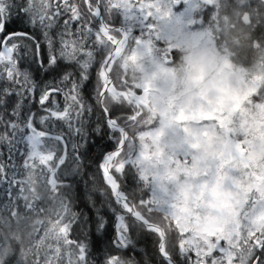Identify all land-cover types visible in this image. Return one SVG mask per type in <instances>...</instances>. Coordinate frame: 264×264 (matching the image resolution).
<instances>
[{
	"label": "snow or ice",
	"instance_id": "obj_1",
	"mask_svg": "<svg viewBox=\"0 0 264 264\" xmlns=\"http://www.w3.org/2000/svg\"><path fill=\"white\" fill-rule=\"evenodd\" d=\"M238 3L244 5L245 0ZM181 4L186 10L179 15L173 13L172 9ZM201 6L208 8L209 15L218 10L213 0H0V78L34 94L35 82L18 68L22 53H30L41 68L45 63L53 70L61 69V62L75 64L79 68L76 78L67 71L62 76V82L70 84L64 93L65 107L60 109L53 102L46 109L48 115L40 118L41 123L54 119L71 127V121L79 120L85 111L81 92L90 79V70L97 65V103L115 140L114 148L106 152L100 164L121 210L116 216L114 247L121 249L130 243V219L133 225L158 237V252L166 264H173L167 248V237L173 232L179 238V254L187 257L190 264H264V76L227 81L218 68H210L199 43L210 33H191L197 37L193 46L186 31L200 24L194 9ZM116 15L122 17L118 26L113 22ZM62 16L66 18L62 20V30L56 33L58 40H54L49 31ZM25 20L31 28L42 29L43 50L27 28L13 27L23 25ZM212 23H216L215 18ZM136 28L139 36L133 35ZM26 41L31 42V49ZM161 41L163 46H158ZM256 44L264 48V40L257 39ZM193 47L196 50L189 51ZM180 51L189 54L179 68L172 67ZM129 64H147L150 72L135 79L129 75ZM157 75L173 82L168 93L171 111L162 110L159 126L140 134L141 143L137 145V137H130L129 131L141 128L146 111L152 110L149 94L152 102L159 98L160 89L152 83ZM177 82L180 94L176 93ZM60 91L54 87L42 91L40 105L44 107ZM6 95L21 93L4 89L0 91V103ZM105 101L126 111L114 116ZM19 108L17 104L13 116H18ZM5 127H10L13 134L27 129L22 137L29 148L24 161L26 178L16 180L13 176L6 182L9 188L20 185L17 198L25 201V209L37 211L29 197L23 195V185H29L33 200L41 199L32 185L36 183L34 170L43 166L47 186L56 191V173L65 163L66 154L57 157L53 149L42 150L43 138L60 143L63 137L37 131L31 117L23 128L12 120ZM74 130L80 132L79 128ZM146 137H150L147 147L143 143ZM0 141L11 143L6 133L0 134ZM125 170L142 191H147V198L142 196L137 201L120 190L117 177L123 176ZM6 176L5 166L0 164V181ZM61 208L63 212L49 221L33 247L38 250L51 239L55 247H48L56 260L60 259L63 245L69 249L68 264H88L87 246L69 239L72 221L64 220L68 206L61 202ZM11 216H17L15 209ZM97 227L103 230V218ZM13 238L21 243L23 259L21 237ZM9 253L10 247L0 244V264H6ZM190 254L195 255L194 261ZM45 264H52L51 259L46 258ZM104 264L124 261L108 256Z\"/></svg>",
	"mask_w": 264,
	"mask_h": 264
},
{
	"label": "trees",
	"instance_id": "obj_2",
	"mask_svg": "<svg viewBox=\"0 0 264 264\" xmlns=\"http://www.w3.org/2000/svg\"><path fill=\"white\" fill-rule=\"evenodd\" d=\"M20 2V0H17ZM79 3V0H77ZM83 10V5H80ZM15 14V13H14ZM49 31V35L58 40L56 33L62 30V20ZM95 23V21H93ZM13 27L27 28L41 42L43 50L44 38L42 29L37 26L35 29L25 20L23 25L16 24ZM76 25L72 27L75 32ZM28 43L32 48L31 42ZM88 45L86 44V47ZM97 61L100 56L97 55ZM61 69L53 70L45 63L41 68L37 64L30 53H22L18 60V68L20 71L27 72L30 78L35 82V93L24 92L18 85L12 81L0 78V91L9 89L12 92H20L21 95H6L3 97V103H0V134H7L11 143L0 141V164L5 166L7 174L4 181H0V244H6L10 247V253L6 258V264H45L46 258L51 259L52 264H68L67 252L68 248L61 245V256L56 260L49 244L55 247V241L49 239L45 245L39 249L33 247L34 241L44 235L45 229L49 225V221L56 219L57 213H62L61 202L68 206L69 211L64 214V220H71V228L69 239L78 241L87 246L88 264H104L108 256H118L124 261V264H166L164 258L158 252V237L154 234L140 229L130 224V243L127 247L117 249L114 247L116 238L115 226L117 223L116 216L121 211L115 203L112 192L106 184L100 164L102 158L108 150L115 146V140L111 138V134L104 123V114L101 105L97 103L95 86L97 83L96 70L97 65H93L89 81L85 82V87L81 92L82 103L85 105V111L79 120L73 119L71 127L65 121L54 119L45 120L41 123L40 118L47 116V108L58 105L60 109L65 107L64 93H66L70 84L62 82V76L65 71L72 72L73 78L79 72V68L75 64L61 62ZM138 66L129 64L128 72L133 77L132 70H136ZM115 70V69H114ZM21 83L23 78L21 77ZM49 87L61 89L57 94L50 97V102H46L42 107L39 103V97L42 91ZM71 104V101H67ZM108 104L111 113L118 116L122 111L118 106L105 101ZM17 104H20L18 116H13ZM91 111H88V108ZM29 117L32 118V124L37 131H45L50 135H61L62 142L57 143L48 137L43 138V149H53L57 157L65 155L66 159L63 165H60L56 173L57 188L52 191L47 186V176L42 173L39 166L34 170L35 184L32 185L36 189L41 199L33 200L32 193L28 191L29 185L24 184V193L29 197V201L34 204L37 211L27 210L24 207L25 201L17 197L19 196L20 185H14L9 188L7 178L15 177L16 180H24L26 178V169L24 161L27 159L28 145L22 138L27 134V129L23 131L17 130L13 134V130L5 126L10 120L16 122L23 128V125ZM156 117V118H155ZM159 123L157 114L151 117V113L146 111L144 123L141 128L129 131V136L133 137L141 134V131L150 127H155ZM79 128L77 133L74 129ZM99 129V130H98ZM139 140V139H138ZM137 141V140H136ZM54 163V162H53ZM120 187L128 194L130 198L139 200L142 196L147 198L146 190L142 191L140 185L136 183L130 174L125 170L123 176L117 177ZM10 193V195H9ZM7 206V207H5ZM15 209L17 216H11V211ZM43 209V211H39ZM115 210V211H113ZM100 218L105 221L103 230H98ZM43 221V224H37L36 221ZM19 235L25 250V256L21 258V243H18L13 237ZM179 238L173 232L167 237V248L171 256L177 264H190L187 257L179 254L178 248ZM31 249V250H29ZM191 260H195V255L190 254ZM75 250L72 249V259L75 260Z\"/></svg>",
	"mask_w": 264,
	"mask_h": 264
},
{
	"label": "flooded vegetation",
	"instance_id": "obj_3",
	"mask_svg": "<svg viewBox=\"0 0 264 264\" xmlns=\"http://www.w3.org/2000/svg\"><path fill=\"white\" fill-rule=\"evenodd\" d=\"M213 3L218 10L210 15L207 7L194 9V13H199L196 18L200 20V24L188 28L189 34L204 31L210 33L214 44L219 48L217 52L227 56L216 53L219 64L216 67L220 71L226 58L233 80L264 76V48L256 44L257 39L264 40V0H245L244 5H240L238 0H213ZM185 10L186 6L181 4L174 7L172 12L182 13ZM245 17L248 19L245 20ZM213 18L216 20L215 24L212 23ZM113 22L118 26L122 23V17L114 16ZM139 34V28L134 29L133 35ZM158 46H163V41ZM135 71L132 70V74Z\"/></svg>",
	"mask_w": 264,
	"mask_h": 264
},
{
	"label": "rangeland",
	"instance_id": "obj_4",
	"mask_svg": "<svg viewBox=\"0 0 264 264\" xmlns=\"http://www.w3.org/2000/svg\"><path fill=\"white\" fill-rule=\"evenodd\" d=\"M161 11H163V10L161 9ZM173 13H176L179 15L181 13V11L180 12L174 11ZM186 31H187V29H186ZM188 38L190 40L194 39L197 42V37H194L191 34H189ZM199 43H200L201 52L206 54V56L208 58L210 68L211 69H217L216 66H218L219 64L217 63L216 53L219 55H222V54L220 51L217 52V50H219V48H218V46H216L214 44V38H212V36L209 35L208 37L204 38L203 40H200ZM222 56H226V55H222ZM165 67H169V65H165ZM229 68H230L229 62L225 58L223 61L222 68L219 72H221L223 74V77L225 80L232 81L233 77H232L231 73L229 72L230 71ZM149 72H150V66L149 65L144 64L143 66H138L135 73L133 74V78L139 79L140 77H142L143 75H145L146 73H149ZM178 76H179V74L177 73V79H178ZM152 83L155 87L160 89V96L158 99H156L154 102H152V99H153L152 94H149V101H150L149 107L152 109L150 111V113H151V117L152 116L154 117L157 114V119L159 121L161 119L162 110H165L167 108L168 111H171V105L168 104V93L170 90L173 89L174 85H173V82L171 80L164 79L163 77H161L159 75H157L156 77L153 78ZM175 89H176V93L180 94V88H179L178 82L175 85ZM158 126H159V123L155 127H150L147 130L141 131V134L151 132L153 129H155ZM167 139L169 141H171L172 137L169 136ZM149 140H150V137H146L145 141L143 142L145 144V147L148 146ZM136 143H137V145H139L141 142H140V140L137 139Z\"/></svg>",
	"mask_w": 264,
	"mask_h": 264
},
{
	"label": "clouds",
	"instance_id": "obj_5",
	"mask_svg": "<svg viewBox=\"0 0 264 264\" xmlns=\"http://www.w3.org/2000/svg\"><path fill=\"white\" fill-rule=\"evenodd\" d=\"M190 41H191V44L193 46H195L196 41L194 39H192ZM192 50H196V49H194V47L192 49H189V51H192ZM188 54H189L188 51H180L178 56H177V58H176V60H175V64L173 66H175L176 68H179L182 65V62H183V59H184L185 55H188Z\"/></svg>",
	"mask_w": 264,
	"mask_h": 264
},
{
	"label": "water",
	"instance_id": "obj_6",
	"mask_svg": "<svg viewBox=\"0 0 264 264\" xmlns=\"http://www.w3.org/2000/svg\"><path fill=\"white\" fill-rule=\"evenodd\" d=\"M111 150H112V149H111ZM108 151H110V150H108ZM108 151H107V152H108ZM105 154H106V152H105ZM105 154H104V155H105ZM103 157H104V156H103ZM102 160H103V158H102ZM101 163H102V161H101ZM117 179H118V178H117ZM118 182H119V180H118ZM119 184H120V183H119ZM120 190H121L122 192H125L121 187H120ZM125 193H126V192H125ZM170 255H171V254H170ZM171 257H172V256H171ZM172 260H173V264H177L176 261H175V259H174L173 257H172Z\"/></svg>",
	"mask_w": 264,
	"mask_h": 264
}]
</instances>
